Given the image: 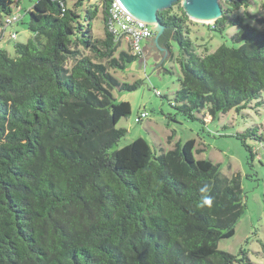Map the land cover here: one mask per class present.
Returning <instances> with one entry per match:
<instances>
[{"label":"trees","instance_id":"obj_1","mask_svg":"<svg viewBox=\"0 0 264 264\" xmlns=\"http://www.w3.org/2000/svg\"><path fill=\"white\" fill-rule=\"evenodd\" d=\"M21 1L0 0V28ZM111 2L37 0L28 40L13 43V58L0 49V264H253L246 250H217L244 214L239 176L195 160L193 140L160 155L142 138L111 152L126 134L116 124L131 115L112 93L138 87L115 77L138 58L107 30ZM220 7L207 30L232 46L213 53L196 52L180 1L157 14L160 46H178L179 89L168 102L191 120L256 107L264 92V0ZM262 130L236 138L261 145ZM205 195L212 204L201 207Z\"/></svg>","mask_w":264,"mask_h":264},{"label":"rangeland","instance_id":"obj_2","mask_svg":"<svg viewBox=\"0 0 264 264\" xmlns=\"http://www.w3.org/2000/svg\"><path fill=\"white\" fill-rule=\"evenodd\" d=\"M37 0H22L15 10V15L21 18L18 24L13 23L5 32V38L0 40V49L10 58L15 56L13 43H25L30 34L26 29L27 12ZM254 0V3L257 4ZM248 12L263 17L257 6H251ZM244 13V12H243ZM240 16L244 24L256 26L252 20ZM209 23L189 21L190 39L196 52L203 54L205 48L213 53L222 44L232 46L229 38L207 30ZM95 38H101L104 24L100 14L92 23ZM234 28L227 31L234 34ZM10 33H15L14 41L9 40ZM171 54L159 51L155 55L146 57L145 61L137 59L127 65L124 72L116 73L115 77L123 83L138 82L133 91H113L116 102H127L131 108V115L121 119L117 129L126 131L125 136L111 149L119 150L138 138L144 139L152 152L160 155L172 150L176 144L183 145L189 140L194 141L193 157L195 160H209L220 168V172L227 178L239 176L244 196V214L237 222L234 235L217 243V250L237 256L241 250H246L249 260L253 264H264L260 242L264 243V143L261 145L250 138L243 144L237 135L245 133L252 127H263L264 134V92L260 104H252L241 112L232 109L220 113L212 119L203 111L204 120L197 115L198 120H191L177 113L168 101H173L175 92L179 89V67L175 61L178 46L170 41ZM120 51L127 50V44H119ZM147 116L136 119L142 114ZM200 120V121H199ZM201 120L204 123H201ZM250 148L251 152L246 149ZM252 153V156H251ZM260 254V257L257 256Z\"/></svg>","mask_w":264,"mask_h":264},{"label":"water","instance_id":"obj_3","mask_svg":"<svg viewBox=\"0 0 264 264\" xmlns=\"http://www.w3.org/2000/svg\"><path fill=\"white\" fill-rule=\"evenodd\" d=\"M178 1L189 20L215 23L222 16L220 2L231 3L239 0H117V3L131 18L152 25V40L155 47L162 50L159 37L163 34L164 26L160 24L157 14L170 9Z\"/></svg>","mask_w":264,"mask_h":264},{"label":"built area","instance_id":"obj_4","mask_svg":"<svg viewBox=\"0 0 264 264\" xmlns=\"http://www.w3.org/2000/svg\"><path fill=\"white\" fill-rule=\"evenodd\" d=\"M108 23L107 30L112 34L116 41L127 44V49L132 56L137 57L145 61V52L143 48V42H146L153 36L152 25L148 23L138 22L131 18L125 11L118 5L117 0H112L108 8ZM19 18L17 15L6 19L5 24L0 28L1 31L7 30L13 23H18ZM2 33V32H1ZM10 38L15 39L16 34L10 33ZM146 113H142L137 122H140L141 118L146 117Z\"/></svg>","mask_w":264,"mask_h":264},{"label":"crops","instance_id":"obj_5","mask_svg":"<svg viewBox=\"0 0 264 264\" xmlns=\"http://www.w3.org/2000/svg\"><path fill=\"white\" fill-rule=\"evenodd\" d=\"M161 47H162V50H159L158 48H156L152 38L148 39L146 42H143L144 52H145V55H147L146 57L151 56V55L153 56L159 51H161L166 57V54H168L167 50L163 46Z\"/></svg>","mask_w":264,"mask_h":264},{"label":"clouds","instance_id":"obj_6","mask_svg":"<svg viewBox=\"0 0 264 264\" xmlns=\"http://www.w3.org/2000/svg\"><path fill=\"white\" fill-rule=\"evenodd\" d=\"M244 11H245L244 9L241 10L242 13H243ZM201 191H202V192H206L207 189H206V188H205V189H201ZM211 204H212V199H211V197L205 195V196L202 198V203H201L200 206H201V207H203V206H211Z\"/></svg>","mask_w":264,"mask_h":264}]
</instances>
